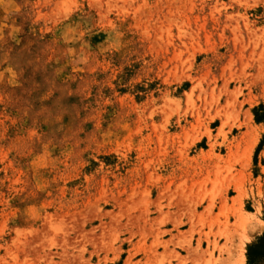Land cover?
<instances>
[{"label": "rangeland", "instance_id": "obj_1", "mask_svg": "<svg viewBox=\"0 0 264 264\" xmlns=\"http://www.w3.org/2000/svg\"><path fill=\"white\" fill-rule=\"evenodd\" d=\"M247 105L264 0H0V264H185L200 239L245 264Z\"/></svg>", "mask_w": 264, "mask_h": 264}, {"label": "crops", "instance_id": "obj_2", "mask_svg": "<svg viewBox=\"0 0 264 264\" xmlns=\"http://www.w3.org/2000/svg\"><path fill=\"white\" fill-rule=\"evenodd\" d=\"M243 109L247 111L248 115H250V120L253 123L255 127H257L258 132H262L264 130V118L261 120H257L254 122L251 118L249 106H243ZM264 151V143L261 146L260 152ZM260 179L263 181L264 177H260ZM195 235H192V241H191V247L195 246ZM221 244V241L219 240L217 242V247ZM206 247V244L202 239H200L199 247L197 250H190L187 255V261L185 264H230L231 258L227 259L225 252L219 253L218 250L215 248L211 250V245L207 248V252L211 251V256L204 251ZM181 256H184L185 254L179 253ZM173 264V263H172Z\"/></svg>", "mask_w": 264, "mask_h": 264}, {"label": "trees", "instance_id": "obj_3", "mask_svg": "<svg viewBox=\"0 0 264 264\" xmlns=\"http://www.w3.org/2000/svg\"><path fill=\"white\" fill-rule=\"evenodd\" d=\"M258 119V118H255ZM261 141L258 143L260 146ZM245 264H264V228L261 233L245 245Z\"/></svg>", "mask_w": 264, "mask_h": 264}]
</instances>
